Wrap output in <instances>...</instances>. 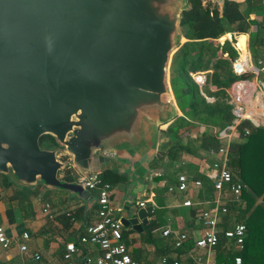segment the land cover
Segmentation results:
<instances>
[{"label":"water","instance_id":"water-1","mask_svg":"<svg viewBox=\"0 0 264 264\" xmlns=\"http://www.w3.org/2000/svg\"><path fill=\"white\" fill-rule=\"evenodd\" d=\"M188 2L0 0V173L88 204L92 192L61 171L131 170L152 155L179 111L168 64ZM44 135L58 148H42ZM151 210L128 209L121 223L141 230Z\"/></svg>","mask_w":264,"mask_h":264},{"label":"trees","instance_id":"trees-1","mask_svg":"<svg viewBox=\"0 0 264 264\" xmlns=\"http://www.w3.org/2000/svg\"><path fill=\"white\" fill-rule=\"evenodd\" d=\"M260 1L223 0L221 4L212 1L204 4L201 0H189L181 14L180 28L185 41L171 57L169 84L182 114L177 115L165 129L161 130V143L153 159V162L165 159L167 167L172 169L173 176L169 184H173L174 190L177 185L174 174L185 172L190 178L202 182L196 198L204 196L210 200L214 195L211 180L200 171L199 166L192 163L181 164L179 157L182 153H190L204 158L209 165L216 160L211 151L217 150L224 140L207 131H202L194 138L190 137L188 132L195 124L213 127L216 131H220L233 123L234 116L231 112L228 90L236 80L250 79L252 72L244 75L234 73L232 61L238 56L235 38L225 39L222 43H218L216 39L228 32L248 33L250 42H254V45L262 44L264 37L258 33V29L253 36L255 31L251 30V21L247 19L249 13L262 6ZM254 52H258V49L255 48ZM262 64L264 65V58ZM196 71H208L202 86H199L191 77V73ZM206 95L214 96V100L207 101ZM244 127L249 128L248 134L244 133ZM236 133L235 139L229 143L228 165L233 178L244 181L257 195L264 196V126H254L250 121L243 120L237 125ZM39 143L42 148H58V144L50 135L41 136ZM59 157L64 161L68 160L66 155L59 154ZM60 173V178L67 181L77 178V173L71 168H65ZM96 174L100 183L110 182L112 186H116L124 179L123 175L112 167ZM164 178L167 177L157 176L155 181H161ZM13 184L14 181L9 175L0 173V185L3 189ZM168 187V184L162 187L160 193L169 191ZM239 198L246 201V205L243 206L244 202H227V213L220 219L218 227L223 232L236 223H243L245 225L243 247L238 249L232 241L220 233L218 243L214 247L217 264H235L237 256L241 258L240 264H260L264 254V209L255 205L250 210L249 206L253 205L254 199L243 189ZM84 208L85 206L79 207L74 213L88 222L90 218L84 216ZM93 209L97 212V203L93 204ZM159 212L161 210L155 207L151 210L154 217L144 227L145 234H151L156 227L164 223ZM191 214L195 215V210ZM127 235V231L122 229L121 240L128 246L130 241ZM157 239V245L160 248H171L172 255L162 252V257L168 262L179 257V253L185 251V245H193L191 237L184 246L179 248L174 247L173 238L167 236ZM131 256L141 264H146L137 252Z\"/></svg>","mask_w":264,"mask_h":264},{"label":"crops","instance_id":"crops-1","mask_svg":"<svg viewBox=\"0 0 264 264\" xmlns=\"http://www.w3.org/2000/svg\"><path fill=\"white\" fill-rule=\"evenodd\" d=\"M211 1L221 4L218 1ZM236 1L244 2L245 0ZM260 2L262 6L258 10L256 9L249 13L247 19L251 21V30L255 31L253 36H255L256 30L258 29V33L264 37V0ZM241 37L244 38V47H240L239 45V39ZM232 38H235L236 46L240 49V53L243 56L251 58L250 63L255 64L257 60H263L264 42L259 45H254V42H250L248 33L228 32L216 39V41L222 43L225 39L231 40ZM255 48L258 49L256 53L254 52ZM250 79L251 82L255 81V79H264V70L258 71L257 74L252 73ZM263 101L264 96L259 94L250 97L247 102L248 110L251 112L252 118L255 121L250 122L254 126H264V116L262 113ZM179 114H182L180 110L178 111ZM170 122L159 126V135L154 152L142 163H138L134 169H127L116 163L110 165V167L114 168V170L124 177L123 181L113 186L112 189V202L116 207V214L120 218L126 215L128 209L133 210L137 207L151 206L152 209L155 207L161 210L159 214L161 213V220L164 223L156 227L149 235L145 234L144 227L154 217L151 211L147 213V223L141 230H134L131 227L125 226L122 228L128 233L127 239L130 241L127 246L128 251L131 255L137 252L146 264L156 263L163 256L162 252L167 255H172L171 248L166 249V247H161V250L157 245V238L167 237L162 234L163 228L169 227L174 232H185L192 238V242L195 238L201 236L203 233V225L198 219V214L203 208L210 207V203L207 202L209 198L204 196L202 198L199 196L196 198L199 187L194 186L190 182L185 191H179L175 188V190L160 193V189L165 185L173 186V184H169L172 181V169L167 167L168 165L165 159L159 162H153L156 151L161 143V130L165 129L166 127L163 128V126H167ZM202 131H207L212 134L216 132L213 127L195 124L188 132V135L194 138L200 135ZM227 134L231 142L237 135L236 129L233 132L228 131ZM179 160L181 164L192 163L198 165L200 171L207 177L213 172L212 166L206 163L204 158L193 154L182 153ZM161 175L167 178L161 181H155V177ZM174 177L177 180V173L174 174ZM240 181L244 184L242 189L247 191L254 199V203L253 205L250 204L249 209L251 210L255 205H259L264 209V196L257 195L244 181ZM0 195V226L3 228L6 236L12 240L9 249L4 250L0 245V264H15L24 258L18 250V245L22 242L26 243L28 251H39L46 264H63L62 252L65 243L76 240L83 233V228L86 223L94 222L96 218V211L93 209V205L91 206L92 199L86 204L83 200L71 195L65 190L48 188L40 183L35 186L24 187L14 182L12 186L5 189L0 185ZM185 200H189L191 205H183V201ZM46 202L50 204L52 218H48L42 210ZM141 202L144 203V206H140ZM237 202H244L243 206L246 205V201L240 200V198ZM83 206H85L84 216L90 218L88 222H86V219L74 213L77 208ZM194 210L195 215H192L191 212ZM223 215V213H220L219 219ZM23 232H28L29 234V238L26 241L22 238ZM168 237L172 238V236ZM185 246V251L179 253V257L173 259H179L181 264H193L188 253L191 250V254H202L217 264L214 248L194 247L192 250L193 245ZM260 264H264V254Z\"/></svg>","mask_w":264,"mask_h":264},{"label":"built area","instance_id":"built-area-1","mask_svg":"<svg viewBox=\"0 0 264 264\" xmlns=\"http://www.w3.org/2000/svg\"><path fill=\"white\" fill-rule=\"evenodd\" d=\"M235 48L238 52V56L232 61L235 74L244 75L247 72L257 74L258 71L264 70L261 60H257L255 64L250 63L251 58L243 56L236 44ZM207 72L196 71L191 73V77L199 86H202L205 83ZM209 72L211 71L209 70ZM228 94L231 112L234 116L233 123L215 132V136L224 140V142L219 145L217 150L211 151V153L216 155V160L211 165L213 172L211 175H208V178L212 182L214 195L207 201L210 203V207L203 208L198 214V219L203 225V233L193 241L192 250L194 247L213 249L218 243L220 233H223L225 238L232 241L238 249L243 247L245 237V225L243 223H236L233 227L223 232L218 227L220 222L219 214L227 213L226 203L229 201H239L241 190L244 187V184L240 180L233 178L232 171L228 165L230 138L227 133L228 131L233 132L243 120L255 122L251 112L248 110L247 102L250 97L259 94L264 96V79H255L253 82L247 78L238 79L232 83ZM205 98L209 102L214 100V96L212 95H206ZM262 113L264 116V101ZM244 133H249L248 127H244ZM76 180L82 182L87 190L95 194V202L98 204V209L95 221L86 223L84 226V233L76 240L65 243L62 252L63 264H141L131 256L127 245L121 240L123 224L119 215L116 214V207L112 202V184L110 182L100 183L96 173L87 176L78 174ZM189 182L197 187L202 185L200 180L190 178L185 173L177 174L176 188L179 191L187 190ZM173 189L174 186L170 185L168 187L169 191ZM183 205L189 206L191 202L185 200L183 201ZM140 206H144V203L141 202ZM42 210L48 218H52L49 203H44ZM162 234L164 236H172L174 247L176 248L184 246L189 238L187 233L174 232L169 227L163 228ZM22 238L26 241L29 238L28 232H23ZM11 243V238L6 236L3 228L0 226L1 247L4 250L9 249ZM18 250L24 258L15 264H46L39 251H28L26 243H20ZM190 251L188 253L193 264H215L207 256L199 253L191 254ZM240 262L241 258L239 256L235 257V264H240ZM154 264H181V261L173 259L171 262H168L165 258L161 257Z\"/></svg>","mask_w":264,"mask_h":264},{"label":"rangeland","instance_id":"rangeland-1","mask_svg":"<svg viewBox=\"0 0 264 264\" xmlns=\"http://www.w3.org/2000/svg\"><path fill=\"white\" fill-rule=\"evenodd\" d=\"M183 41H184V38L182 37L181 42H183ZM170 60H171V57H170ZM168 73H169V65H168ZM165 127H166V125L163 126V128H165ZM60 176H61V173H60ZM92 200H93V202H91V206L95 203V200H96L95 194H93Z\"/></svg>","mask_w":264,"mask_h":264},{"label":"bare ground","instance_id":"bare-ground-1","mask_svg":"<svg viewBox=\"0 0 264 264\" xmlns=\"http://www.w3.org/2000/svg\"><path fill=\"white\" fill-rule=\"evenodd\" d=\"M243 39H244L243 37H241L239 39V45H240V47H244V40Z\"/></svg>","mask_w":264,"mask_h":264}]
</instances>
